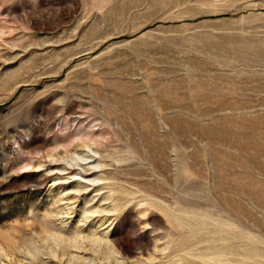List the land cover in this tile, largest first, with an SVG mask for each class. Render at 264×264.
<instances>
[{"label":"rangeland","instance_id":"rangeland-1","mask_svg":"<svg viewBox=\"0 0 264 264\" xmlns=\"http://www.w3.org/2000/svg\"><path fill=\"white\" fill-rule=\"evenodd\" d=\"M260 133L264 0H0V264H264Z\"/></svg>","mask_w":264,"mask_h":264},{"label":"bare ground","instance_id":"bare-ground-1","mask_svg":"<svg viewBox=\"0 0 264 264\" xmlns=\"http://www.w3.org/2000/svg\"><path fill=\"white\" fill-rule=\"evenodd\" d=\"M248 125V124H247ZM245 126V125H244ZM247 129V128H246ZM256 129V128H255ZM263 131V130H262ZM260 134H262V133H260ZM263 135V134H262ZM261 136V135H260ZM240 137L241 138H244L245 137V134H240ZM262 141L264 142V135L262 136ZM262 141H258V142H253V146L257 149V151H261V150H263V147H264V143L262 142ZM229 197V196H228ZM228 197H227V199H228ZM229 198H232L231 196L229 197ZM226 199V200H227ZM228 201V203L230 202V204H232L233 202V200L232 199H228L227 200ZM234 205H235V203H233ZM234 205H233V207H234Z\"/></svg>","mask_w":264,"mask_h":264}]
</instances>
